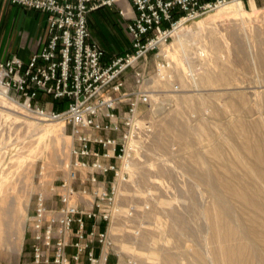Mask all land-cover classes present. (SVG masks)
Returning <instances> with one entry per match:
<instances>
[{"label":"rangeland","instance_id":"1","mask_svg":"<svg viewBox=\"0 0 264 264\" xmlns=\"http://www.w3.org/2000/svg\"><path fill=\"white\" fill-rule=\"evenodd\" d=\"M261 2L236 0L200 14L162 46L172 72L166 81L153 76L159 99L151 108L150 142L128 169L122 166L125 179H117L112 264L130 256L138 264H229L226 248L241 246L232 264H264V179L253 180L246 171L256 165L264 173ZM237 4V12H227ZM121 21L123 29L112 26L110 48L131 50ZM156 61L151 53V76ZM18 98L0 83V210L8 208L0 217V264H31L38 194L49 206L58 204L57 186L67 178L73 144L62 120H41ZM246 192L261 209L245 202ZM248 229L256 239L245 234Z\"/></svg>","mask_w":264,"mask_h":264},{"label":"built area","instance_id":"2","mask_svg":"<svg viewBox=\"0 0 264 264\" xmlns=\"http://www.w3.org/2000/svg\"><path fill=\"white\" fill-rule=\"evenodd\" d=\"M234 1L9 0L47 14V38L27 61L16 55L1 60V84L39 116L62 120L73 138L58 204L49 206L38 194L30 221L31 264H112L109 225L120 210L117 179H125L122 166L128 169L150 142L151 108L159 99L153 76L166 81L172 72L162 46L195 17ZM103 7L125 19L131 50L112 44L108 51L93 37L89 14ZM151 53L157 60L152 76ZM187 74L193 75L191 68ZM60 101L63 109H55ZM125 264L138 263L130 256Z\"/></svg>","mask_w":264,"mask_h":264},{"label":"crops","instance_id":"3","mask_svg":"<svg viewBox=\"0 0 264 264\" xmlns=\"http://www.w3.org/2000/svg\"><path fill=\"white\" fill-rule=\"evenodd\" d=\"M254 3L259 5L262 2L254 0ZM118 15L116 9L106 7L89 14L93 37L108 51L111 50L108 38L114 33L112 26L121 25L123 29V19L126 29L125 19L119 15L120 19ZM46 27L47 14L15 6L9 0H0V59L16 55L27 61L44 44Z\"/></svg>","mask_w":264,"mask_h":264},{"label":"bare ground","instance_id":"4","mask_svg":"<svg viewBox=\"0 0 264 264\" xmlns=\"http://www.w3.org/2000/svg\"><path fill=\"white\" fill-rule=\"evenodd\" d=\"M241 8V5L237 4V5H234V6H231L230 8L227 9V12L228 13H233V12H237L239 9ZM223 14H220L219 13V16H221ZM0 83H1V77H0ZM24 106L29 110L31 111L25 104ZM32 113H34L39 119L41 120H50L48 118H44V117H41L39 115H37L35 112L31 111ZM187 134V133H186ZM260 158H264V157H260ZM246 171H247V176H249V178L253 179V180H263L264 179V173L263 171L257 167L256 165H247L246 166ZM259 187V186H257ZM119 191V190H118ZM250 194V193H249ZM247 192H246V195H245V202L249 205H252L254 206L255 208L257 209H261L262 207V203L256 199H253L250 197ZM6 214H8V208H4L2 210H0V217L1 216H5ZM263 224V223H262ZM234 233V228H228V231H227V236H231L233 235ZM245 234L246 235H250V237H253L254 239L257 238L256 236V232L252 229H248L245 231ZM244 251V246H241L239 248H226V254H227V257H228V261H229V264H232L233 262L237 261L242 253ZM170 263V262H168Z\"/></svg>","mask_w":264,"mask_h":264},{"label":"trees","instance_id":"5","mask_svg":"<svg viewBox=\"0 0 264 264\" xmlns=\"http://www.w3.org/2000/svg\"><path fill=\"white\" fill-rule=\"evenodd\" d=\"M64 107L63 103L60 101V102H57L54 106L55 109H58V110H62Z\"/></svg>","mask_w":264,"mask_h":264}]
</instances>
